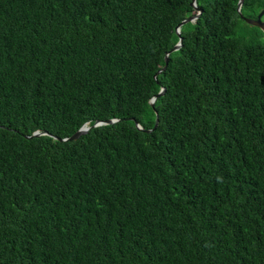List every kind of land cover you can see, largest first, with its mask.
Returning <instances> with one entry per match:
<instances>
[{
	"label": "trees",
	"instance_id": "16d2710c",
	"mask_svg": "<svg viewBox=\"0 0 264 264\" xmlns=\"http://www.w3.org/2000/svg\"><path fill=\"white\" fill-rule=\"evenodd\" d=\"M191 1L0 0V264H264V0Z\"/></svg>",
	"mask_w": 264,
	"mask_h": 264
},
{
	"label": "water",
	"instance_id": "95a60500",
	"mask_svg": "<svg viewBox=\"0 0 264 264\" xmlns=\"http://www.w3.org/2000/svg\"><path fill=\"white\" fill-rule=\"evenodd\" d=\"M241 3H242V0H238L237 2V5H236V12L239 14V9H240V6H241ZM190 6L193 8L194 10V15L193 16H190L184 20H182L176 27H175V34L178 36V31H179V27L185 23H193L197 17V15L199 14L200 10L195 6V0H192L191 3H190ZM264 13V8L256 15L255 19H247V18H242L243 21L246 23V24H249L251 26H254V27H257L261 33H262V41L264 42V23L261 22L260 20V17L262 16V14ZM180 45V39L178 38L177 42L174 44V46L168 51L165 53L164 57H163V62H164V65L162 66V68L159 70H163L164 67H165V64L167 62V57H168V54L174 50H176ZM163 92V88H159V91L157 92V94L153 97H151L148 101V104L150 106V108H153V102L155 100V98H157L158 96H160ZM116 121V119H109V120H105V121H95L91 126H88L86 123H84L83 125H81L74 133H72L70 136L68 137H65V138H56V137H53V139L59 141V142H66V141H73V140H76L78 137H80L81 135L85 134L90 128L92 127H97V126H101V125H107V124H111V123H114ZM156 118L154 119V124L152 126L151 129L149 130H143L144 132H150L156 125ZM134 126L137 130H141V127L137 124V123H134ZM40 135H47L46 133H43V132H38V131H34L30 137H37V136H40ZM50 136V135H48ZM26 138H28L27 136H25Z\"/></svg>",
	"mask_w": 264,
	"mask_h": 264
},
{
	"label": "rangeland",
	"instance_id": "374dc122",
	"mask_svg": "<svg viewBox=\"0 0 264 264\" xmlns=\"http://www.w3.org/2000/svg\"><path fill=\"white\" fill-rule=\"evenodd\" d=\"M261 22L264 23V15L261 17Z\"/></svg>",
	"mask_w": 264,
	"mask_h": 264
}]
</instances>
